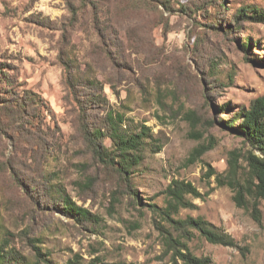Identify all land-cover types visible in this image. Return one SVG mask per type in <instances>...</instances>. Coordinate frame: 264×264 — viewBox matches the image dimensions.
I'll use <instances>...</instances> for the list:
<instances>
[{
    "label": "rangeland",
    "instance_id": "374dc122",
    "mask_svg": "<svg viewBox=\"0 0 264 264\" xmlns=\"http://www.w3.org/2000/svg\"><path fill=\"white\" fill-rule=\"evenodd\" d=\"M165 1L0 0V67L12 81H0V221L25 254H43L40 264H264V202L259 224L209 175L229 169L232 151L247 171L249 142L220 121L264 95V20L234 18L264 0H215L206 10L197 5L208 0ZM24 98L23 120L1 108ZM109 113H121L130 131L150 127L152 144L132 175L137 196L79 130L82 117L94 131ZM173 179L201 193L174 219L203 218L234 245L154 211ZM45 183L95 221L63 214Z\"/></svg>",
    "mask_w": 264,
    "mask_h": 264
},
{
    "label": "trees",
    "instance_id": "16d2710c",
    "mask_svg": "<svg viewBox=\"0 0 264 264\" xmlns=\"http://www.w3.org/2000/svg\"><path fill=\"white\" fill-rule=\"evenodd\" d=\"M214 2L215 0L202 1V3L197 5V8L199 10H206ZM165 4L171 6V1L166 0ZM182 8L183 10L189 9L186 5H183ZM234 18L237 24H240L241 20L261 21L264 20V8L257 5H245L239 9ZM230 24V22L227 24L229 30H231ZM212 26L217 28L221 27V24ZM251 43L252 41L247 40L244 48L250 49ZM260 61L264 64V58L260 59ZM0 73L4 75L0 81L4 80L5 84L11 85L12 81L8 79V73L3 71L1 67ZM70 79L68 78V80ZM31 99L34 100L33 97ZM208 99H210V96L206 95V104L209 107L211 102ZM24 100L25 98L17 102L15 104L17 106L15 107L6 102L1 108L15 111L13 114L18 119L23 120L24 114L22 111L31 106L30 103L28 105ZM227 108H229L228 105L216 107V109H220L221 111ZM7 114L8 112L6 111L5 115ZM125 121L126 119L121 113H118L116 116L113 113H109L103 126L92 131L86 119L82 117L80 119L79 130L93 155L105 164L112 166L123 178L124 186L128 189L127 191H131L137 196V190L133 189V185L131 184L133 182L132 175L142 164L147 146L152 144L149 142L151 137L150 127L143 124L140 130L130 131L125 126ZM210 122L213 124L214 119H211ZM220 123L224 128L243 136L249 142L250 148L243 154L247 164V171L241 173L240 154L238 151H232L229 169L226 172H219L211 167L209 175L215 177L218 186H229L234 190L236 204L239 207L245 208L255 221L262 224L263 212L261 202H264V95L253 99L248 107H241L236 115H233L230 119H222ZM104 137L111 140V147L105 145L103 142ZM200 152L202 151L199 147L195 148L191 154V160L198 158ZM43 194L51 197L50 202L54 207L59 203L58 208L63 214L65 213L68 216L78 218L90 224L95 221V215L77 205L67 195H64V188L57 183H51L50 186L45 183ZM188 195L200 197L201 193L192 182L184 179H173L165 191L164 207H157L158 209H154V211L165 221L197 229L211 242L234 245L235 239L228 232L221 231L214 224L203 218L174 219V215H177L182 208L191 205V201L187 198ZM138 201L141 202L139 197ZM151 205L152 207H156V204ZM13 241L14 239L11 240L7 230L0 221V264L41 263L40 257L43 254L40 251H36V257L33 259L28 254H25ZM65 264L80 263L70 260Z\"/></svg>",
    "mask_w": 264,
    "mask_h": 264
}]
</instances>
